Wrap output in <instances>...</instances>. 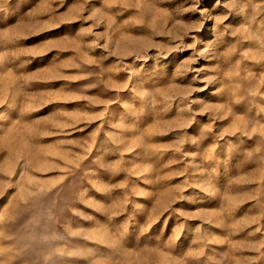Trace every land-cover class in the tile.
<instances>
[{
  "label": "rangeland",
  "instance_id": "rangeland-1",
  "mask_svg": "<svg viewBox=\"0 0 264 264\" xmlns=\"http://www.w3.org/2000/svg\"><path fill=\"white\" fill-rule=\"evenodd\" d=\"M0 264H264V0H0Z\"/></svg>",
  "mask_w": 264,
  "mask_h": 264
}]
</instances>
